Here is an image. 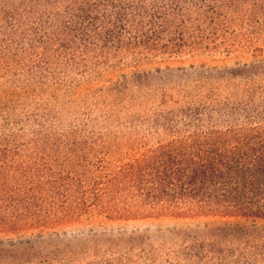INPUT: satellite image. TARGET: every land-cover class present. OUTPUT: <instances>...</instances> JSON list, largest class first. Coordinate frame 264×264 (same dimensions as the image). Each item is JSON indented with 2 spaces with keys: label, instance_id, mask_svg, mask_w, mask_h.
<instances>
[{
  "label": "trees",
  "instance_id": "16d2710c",
  "mask_svg": "<svg viewBox=\"0 0 264 264\" xmlns=\"http://www.w3.org/2000/svg\"><path fill=\"white\" fill-rule=\"evenodd\" d=\"M262 36L264 0H0V264H264Z\"/></svg>",
  "mask_w": 264,
  "mask_h": 264
},
{
  "label": "rangeland",
  "instance_id": "374dc122",
  "mask_svg": "<svg viewBox=\"0 0 264 264\" xmlns=\"http://www.w3.org/2000/svg\"><path fill=\"white\" fill-rule=\"evenodd\" d=\"M257 44L261 47H263L264 50V36H262V39H260ZM217 60H219V62L221 61L224 64H233L236 61H243L244 58H248V55H244V54H231L229 56H224L223 54H218L215 57ZM220 62V63H221ZM2 80H0L1 82ZM63 101H66V99H64ZM48 107L50 108V110L52 111V114L55 115V125H54V129L57 130L58 133L64 135V136H73V135H78V133L83 130V126L82 123H80V121L78 122H74V120L70 117L69 112L70 109L67 107L66 102H60V104H58L57 106H52V105H48ZM70 108H72V106H70ZM57 133V134H58ZM80 134V133H79ZM63 136V137H64ZM28 136L26 137H22L21 141H27ZM67 138L63 139L61 138L58 142H60L61 147L65 148L66 150H74V146H70V144H68L67 142ZM155 144V140H150L149 142H146V144H142V145H137L134 149V151L130 154L134 155L137 154L138 152H140L141 150H143L146 145H154ZM135 152V153H134ZM53 153H56L54 151H51V155H53ZM61 153V152H60ZM73 154V153H72ZM55 156V155H54ZM115 227H117L120 224L114 223L113 224ZM126 225L127 229H140V230H148L150 236H151V242L155 243L158 239L156 238V230L159 227H167L170 226L172 227L173 225H175V221L171 220V219H160V220H154V219H144V220H137V221H130L127 223H122L121 224ZM76 227H71L67 229V234L69 233H79L78 230H76ZM29 236V234H25V236ZM11 237V236H9ZM88 257V256H87ZM92 259L91 257H88L87 259H84L85 264H97V263H92Z\"/></svg>",
  "mask_w": 264,
  "mask_h": 264
}]
</instances>
